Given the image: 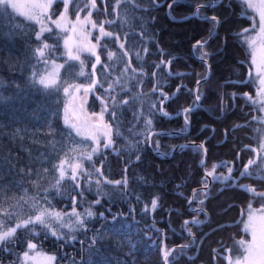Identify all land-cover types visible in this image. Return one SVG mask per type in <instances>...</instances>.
<instances>
[{"label": "trees", "instance_id": "1", "mask_svg": "<svg viewBox=\"0 0 264 264\" xmlns=\"http://www.w3.org/2000/svg\"><path fill=\"white\" fill-rule=\"evenodd\" d=\"M172 0H166L162 6H148L147 0H134V3H124L119 5L116 12L115 0H111L108 6L107 20H115L114 24H107L106 30H114L121 36L126 49L131 46L128 57H123L116 46L114 39H104L110 45V50H114L121 57L119 61H107V49L103 50L102 65L107 63L112 65L107 72L115 81L117 78L121 82H128L129 97L147 92L153 100L159 96V91L151 93L152 83L159 82L161 90L171 95L179 86L180 91L174 98L165 104V110L169 115L182 112L184 107H192L194 97L192 91L198 77L202 78L207 74V66L196 60L191 54V47L197 40L208 39L211 25L198 18L184 20V17L193 12V7L197 3L205 0H179V3L170 11L167 4ZM162 3V0H157ZM230 3V6L228 4ZM139 4L140 7H136ZM127 10L124 17L118 15L121 10ZM245 12L243 3L238 0H225L223 4L213 9H206L203 14H216L221 20L217 35L206 46V50L214 53L210 56L209 79L199 88L202 99L198 108L191 113L190 130L187 136L173 135L171 137L154 136L152 147L156 150L155 141H159V150L169 154L171 150L180 143L204 142L207 148L205 168L221 161L230 162V166L237 169L234 176H239V170L249 158L256 157L257 162L264 157H257L251 148L259 146L262 124L253 121V116H262L259 106L243 97L247 92L256 100V84L249 77L250 63L249 53L241 40L242 29L250 26L248 18H241V13ZM174 16L175 20L170 18ZM154 17V20L152 19ZM19 20L18 18H13ZM20 21V20H19ZM143 23V29L141 27ZM7 24V20L4 21ZM24 23V22H23ZM30 30L31 42L35 45L33 27L24 23ZM35 31V30H34ZM125 33L127 35H125ZM51 34H45L49 36ZM29 36L23 34H10L8 27L0 28V84L3 85L5 97H13L6 104L0 105V184L5 186L6 198L15 201L24 194V188H17L16 184L21 183L20 177H24V187L30 193L36 191L26 175L27 167H38L41 153H47L50 145L45 143L50 139L47 132V121L51 120L57 129H65L64 126V106L69 104L70 108L74 104L80 107L79 95L73 101L71 96H65L63 88L58 92H53L54 99H48L42 92L25 90L20 95H16L28 79L32 69L24 64L26 56L30 54L27 46ZM51 42V41H49ZM159 46V47H158ZM149 51L145 53L143 48ZM163 50V56L161 51ZM137 52L143 60L137 59ZM164 58L173 62L167 67L169 72H180L179 77H170L166 73V68H154V64ZM175 58V59H173ZM89 62L93 57H86ZM131 60L132 66L137 68L135 74L138 79H143V85H137L135 89L132 85L136 81L129 80L133 75L131 70L124 75V67ZM66 59H62L63 64ZM35 63V60L32 61ZM76 64L75 62H69ZM98 66V69L102 68ZM143 65L144 75H139V68ZM41 70L43 65L40 66ZM65 68L60 71L61 80L71 79ZM157 72L156 77L151 73ZM90 72V68H89ZM86 78H77L75 82H81ZM242 82V83H239ZM60 82L58 81V84ZM119 96L126 95L120 91V85H116ZM232 93H237L235 100ZM221 97L227 104V111H221ZM133 107L139 109L140 104L123 106L122 109V129L127 131L131 123H135L133 118ZM147 107L146 105L144 106ZM88 111L98 112L97 105L91 100L87 104ZM50 110L55 111V115L50 114ZM80 117V113H76ZM81 118V117H80ZM106 114V119H108ZM241 125L240 127H236ZM142 125L137 126V130ZM154 130L163 132L175 131L186 128L181 117L167 119L157 113V119L153 124ZM118 144L114 149L106 150L103 157L102 171L110 180H122L128 178V188L123 185H104L113 192L111 199L101 198V204L92 205L96 216L87 221V228L77 233L78 239L75 242L64 244L49 236L42 239V244L38 245V251L46 254L56 255L57 260L51 264H163L160 254V233L156 229H163L165 233L164 244L173 247L179 244L195 243L185 250V255L178 261V264H226L223 258L228 255L224 248L232 249L231 256L236 254L234 244L244 239L246 233L242 230L245 214L249 202L252 208L261 207L262 198L253 197L241 187L233 186L232 182L221 183L212 181L208 189V198L203 207L206 215L201 213L196 216L197 220L203 221L198 225H191L194 236H188L182 223L185 219L191 221L195 213L193 208L198 206V201L204 199L197 190L196 199L187 209V202L191 198L193 189L202 187L201 180L204 173L200 169V160L203 152L197 153L192 147L178 150L171 158L161 159L152 154L147 145L140 151V160H136V153L120 151L116 149L125 143L124 135L115 137ZM78 139V138H77ZM248 146L245 148V146ZM237 152L240 159H237ZM57 157H52L53 162ZM51 168L52 164L49 163ZM254 176L252 178L242 177L236 181L238 185H250L264 190V180L256 178V166H252ZM25 169L21 172L20 169ZM127 168V171L125 169ZM260 175H264V167L259 170ZM50 178V177H49ZM143 178V179H141ZM46 184L47 180L42 181ZM68 183H71L70 181ZM83 183V181H82ZM11 185V190L8 186ZM177 185H180L177 188ZM87 201L96 199L94 192L87 193ZM139 197V200L137 199ZM157 199V208H151V200ZM57 210H71V202L64 201L57 197L54 201ZM87 204L78 207V211L83 212ZM28 210L29 206H24ZM103 212L105 218H101L99 213ZM117 217L116 226L124 225L119 232H111L106 226L111 227L113 217ZM66 231V230H65ZM101 233L96 245L90 250L89 245L93 237ZM80 241H83L81 243ZM26 242L21 239L20 243L8 245L11 249L8 259L0 261V264H13L14 261L22 258ZM63 245V246H61ZM213 249L218 250V258L213 260ZM235 253V254H234ZM48 264V263H47Z\"/></svg>", "mask_w": 264, "mask_h": 264}, {"label": "snow or ice", "instance_id": "2", "mask_svg": "<svg viewBox=\"0 0 264 264\" xmlns=\"http://www.w3.org/2000/svg\"><path fill=\"white\" fill-rule=\"evenodd\" d=\"M122 2L134 3V0H115V7H113L112 11L116 12ZM163 2H166V0H162L160 4L157 3V0H147L148 6H162ZM224 2L225 0H205V2L190 5L193 7V12L184 17L185 20L198 18L211 25L208 39L197 40L193 45L192 53L193 57L198 58L209 69L208 60L214 53L207 51L206 45L217 35L218 25L221 20L216 14L209 16L203 13L206 9L214 10ZM238 2L246 4L249 9L258 14L259 18L258 24L253 20L250 28H244L242 33H238V35H241L255 30V35L246 36L244 42L248 44L251 50L249 77L252 76L251 69H254L260 85V90L257 92L258 99L254 100L247 92L242 95L246 100L258 105L259 111L264 113V0H258L257 3H254L253 0H238ZM109 3H111V0H109ZM178 3L179 0H172L171 3L167 4V8L171 11ZM228 6H230V3ZM21 7L22 5L17 3L16 0H0V28L8 27L10 34L16 33L29 36L27 46L30 54L26 56L24 64L30 67L32 71L26 84L20 87V91L16 95H20L25 90H30L42 92L46 98L54 99L53 92H58L60 87H62L65 96H71L74 101L79 95L81 101L79 109L74 104L71 108L69 104L64 106V126L67 131L57 129L51 120L47 121V132L50 139L45 143L50 145V149L47 153L40 154L38 167L28 166L26 172L29 177L28 182L35 186L36 191L30 193L29 189L24 187V177L21 176V183L16 184V187H23L24 194L13 202L6 198L5 186L0 184V247L4 251H11L8 245L20 243L23 238L28 250L23 252V256L20 259L23 262H27L29 259H35V257H30L29 253L34 252L38 245L42 244L41 237L47 239L51 236L57 241H63L64 244L75 242L78 239L77 233L85 230L87 221L96 216L92 205L101 204V198L111 199L113 197V192L106 189L104 185H123L125 189L128 188V178L126 176L122 180H110L101 167L97 166V163L101 166L103 165L102 158L105 157L106 150L114 149L118 144V140L115 137H120L122 134L124 135L125 143L119 149H116L118 154L120 151L136 153V160H140L141 157L138 153L143 146H152L154 136L168 135V133L156 132L153 124L157 119V113L160 116L171 118L165 110V103L178 94L180 87L178 86L169 95L161 90L159 82H156L151 85L152 94L159 91V96L155 100L147 92L129 97L127 95L129 87L127 81L122 83L120 78L113 81L110 75H105L112 65L107 63L102 65L103 50L107 49V61H113L114 58L119 61L121 57L116 51L110 50V45L104 42V39H114L123 57L129 56L131 46L126 49V45L122 42L120 35H117L114 30H106L105 24H114L115 20L92 19L93 10L99 11L97 9V0H31L27 5V12H20ZM136 7H140V5L136 4ZM9 9L26 16L29 21L39 26V31L33 30L35 41L37 42L35 45L31 42L28 27L22 21L14 20L9 13ZM85 10H87V15L82 18L81 13ZM107 11L108 9L105 8V13ZM69 14L74 15V20H69ZM126 14V9L118 13L121 17L126 16ZM170 18L175 20L174 16H170ZM241 18L252 19L246 12L241 13ZM5 19L7 24L4 23ZM152 19L154 20V17ZM143 23L141 25L142 29ZM53 26L60 33H67V35L62 37L63 55L67 57L63 64L56 63L60 37L56 36ZM93 30H98L99 33L94 37L95 42L92 40ZM45 33L51 35L45 36ZM125 35L127 34L125 33ZM74 36L77 38L75 41H73ZM49 41L52 42L50 43ZM143 51L147 53L149 49L144 47ZM160 51L161 56H163V50ZM81 53H87L90 57H93L94 62H89L82 58ZM136 55L138 60H143L139 52ZM33 60H35V63H32ZM69 62H77L78 68L76 64ZM172 62V60L162 58L159 63L154 64V68L160 69L161 66L167 68ZM89 63L90 72H86L85 69ZM66 64V73L71 79L61 80L60 69L65 68ZM41 65L44 66V70H41ZM100 65H102V68L98 69ZM129 69L133 75L128 77V79L136 81L132 88L135 89L137 85H143L144 80L138 79L135 75L138 69L132 66L131 60L125 65L123 74L127 75ZM139 75L141 77L144 75L143 65L139 68ZM157 75L156 71L151 73L152 77ZM168 75L179 77L183 74L180 72H169ZM77 78L86 79L81 82H75ZM208 79L207 75L196 79V102L202 99L203 94L199 92V88ZM58 81L60 82L59 84ZM117 84L120 85V91L126 93L125 96L121 97L118 95L115 87ZM189 91L191 92L192 90L190 89ZM89 94L95 96L101 105V109L98 113L85 114L84 118L81 119L76 113L77 111L83 112L82 106L87 102ZM236 96L237 93H232L234 100ZM12 99L13 97L4 96L3 85L0 84V105L9 103ZM137 102L140 104V108L133 107L135 123H131L127 127V131L123 132L121 122L123 106L134 105ZM145 105L147 106L146 108L144 107ZM197 106V104H193L192 107H184L182 112H177V116L183 115L185 128L190 124L191 113L197 109ZM70 111L72 113L71 116L69 115ZM221 111H227V104L223 97H221ZM50 114L54 116L55 111L50 110ZM105 114H108V119H106ZM252 120L264 124V115L253 116ZM138 125H142L139 130H137ZM240 126L237 125L236 127ZM257 131L264 133V129H257ZM183 133L184 129H180L178 133H173V135ZM155 143L156 154L158 156H167V153L159 152V141L157 140ZM176 147L179 150H184L187 146L179 145ZM247 147L246 145L245 148ZM174 150L176 149L174 148ZM192 150L197 153L203 152L204 155L208 151L204 142L199 145L193 143ZM251 151L256 153L257 157H264V139L261 140L258 148L253 147ZM52 157H57V161L53 162ZM237 159H240L239 152H237ZM49 163L52 164L51 168L48 167ZM204 163V159L201 158L200 164L203 166ZM229 164L230 162L228 161H222L220 164H213L211 170L205 168L204 178L201 180L202 189L199 192L200 195L204 196V199H200L198 206L192 209L195 216H193L191 221L188 219L184 220V228L188 236H194L189 224L198 225L203 223V221L197 220L196 216L201 213L206 215L205 209L201 207L208 198L209 181L206 178L212 177L214 181H220L225 184L231 181L233 186L243 188L245 192L252 194L253 197L262 198L260 200L262 206L260 209H253L250 201L247 221H241L244 225V231L251 232V241H245L244 239L237 241L244 254L233 259L231 256L232 249L224 248L228 255L223 258L227 264H264V190L250 185L236 184L239 178H252L254 176L252 167L254 165L256 166V178L264 180V175L259 173V170L264 167V158L260 160V163L257 162L256 157L249 158L242 165V170H239L238 177L234 176V172L237 169L229 166ZM217 168H226L227 174L221 172L219 175H215ZM20 171L23 173L25 169L22 168ZM125 171H127V168ZM45 180H47V183H42ZM69 181L71 183H68ZM11 187L9 185L8 189L11 190ZM179 187L180 185H177V188ZM91 192L95 193L96 199L89 202L86 194ZM196 196L197 189H193V197L188 200L189 205L193 203ZM57 197L62 198L64 201H70L71 210H57V206L54 203ZM137 199L139 200V197ZM85 204L88 207H85L83 212L77 210L79 206ZM25 205L29 206L28 210H25ZM157 206V199H152L151 208L155 210ZM99 216L105 218L103 212L99 213ZM116 220L117 217L114 216L112 226H106L108 231L119 232L125 227L124 225L116 226ZM156 231L161 236V247L159 250L163 264H178V261L185 255V250L192 247L195 243L193 240L191 244L185 243L168 247L164 244V230L156 229ZM100 235L101 233L97 232V236L93 237L89 245L90 250L96 245ZM80 242L83 243V241ZM213 253V260H216L218 258V250L213 249ZM37 255L41 254L37 253ZM43 259L48 264H51V262L57 260V256L50 255L43 257ZM13 264H19V260L14 261ZM73 264H75L74 261Z\"/></svg>", "mask_w": 264, "mask_h": 264}, {"label": "rangeland", "instance_id": "3", "mask_svg": "<svg viewBox=\"0 0 264 264\" xmlns=\"http://www.w3.org/2000/svg\"><path fill=\"white\" fill-rule=\"evenodd\" d=\"M16 2L22 5V7L20 9V12H27L28 11L27 5L31 2V0H16ZM253 2L257 3L258 0H253ZM243 5H244L245 12L248 14V16L252 17V19H249L250 26L248 28L251 27V25L253 23V20H255L256 23L258 24V20H259L258 14L255 11H253L252 9H249L246 4H243ZM107 6H108V0H97V9H99V11L93 10L92 19L93 20H107V18H106L107 13H105V8ZM9 13L11 14V16L13 18H18L20 21L32 26L35 31H39V26L37 24H35L34 22L29 21L26 18V16H22V15H20V13L14 11L12 9H9ZM85 15H87V10H85L84 12L81 13V17L83 18V16H85ZM69 20H74V15L69 14ZM106 25L107 24H105V28H106ZM53 28H54V26H53ZM54 32L56 33V36L60 37V39L58 40V43H59L60 47L57 50L58 58L56 59V63L62 64L61 60L62 59H67V57L63 55L64 48H63V39H62V37L64 35H67V33H60L59 30H56L55 28H54ZM45 34H48V33H45ZM98 34H99L98 30H93V37H92L93 42H95L94 37L96 35H98ZM251 35H255V30L250 31L249 33L241 34V40L244 43V45L246 46V48L248 50V53H249V63L250 64H251V50H250L248 44L244 42V40H245L246 36H251ZM76 39L77 38L74 36L73 37V41H75ZM98 51H99V49H98ZM81 55H82V58L90 57L87 53H81ZM90 62H94V59H92ZM75 63H76L77 68H78V63L77 62H75ZM48 67L50 69V65ZM89 68H90V63L86 66V69H85L86 72H89ZM61 69H60V71H61ZM42 70H44V66L42 67ZM251 71H252L251 79L256 84V96L255 97H256V99H258L257 92L260 90L259 78L256 76L254 69H251ZM105 75L109 76L108 73H105ZM98 78H99V76H98ZM111 78H112V76H111ZM112 80H113V78H112ZM82 81H84V80H82ZM115 87H116V85H115ZM90 100L94 104L97 105L98 112L101 109V105H100L99 101L96 100L94 95L89 94V96L87 97V102L84 103L83 106H82L83 107V112L78 111V113H80L81 119L84 118L85 114H91L88 111V108H87V104H88V102ZM79 103H81L80 96H79ZM78 109H79V107H78ZM69 115L70 116L72 115L71 111H70ZM262 115H264V113H262ZM105 117H106V114H105ZM262 127L263 128H261V129H264V124H262ZM260 139L261 140L264 139V133L261 134ZM261 140H260V142H261ZM88 143H90V142H88ZM221 162H219L217 164H220ZM211 168H212V166L209 169L211 170ZM221 172H223L224 174H227L226 168H223V169L217 168V171H216L215 175H219ZM260 208L261 207L253 208V209H260ZM248 211H249V209H247V211H246L244 222L247 221ZM242 230L244 231V225H242ZM245 233H246L247 239L244 238V240L245 241H251V232L249 231V232H245ZM25 247H26L25 250L27 251L28 250L27 249V244L25 245ZM233 248L235 249L234 252H236V254L234 253L235 255L232 256L233 259H235L237 257H241L244 254L242 248L240 247V245L238 243L234 244ZM37 253H40L41 255H37ZM8 254H9V251H4L3 248L0 247V261L8 259L7 257H4L5 255H8ZM29 255H30V257H35V259H29L27 262H23L22 259H20L21 260L20 263H22V264H47L48 262L46 260H44L43 257L50 256L51 254H46V253H42V252H40L38 250H35L34 252H30Z\"/></svg>", "mask_w": 264, "mask_h": 264}, {"label": "water", "instance_id": "4", "mask_svg": "<svg viewBox=\"0 0 264 264\" xmlns=\"http://www.w3.org/2000/svg\"><path fill=\"white\" fill-rule=\"evenodd\" d=\"M185 20V19H184ZM218 28H219V25H218ZM218 30V29H217ZM214 39V38H213ZM213 39H211L210 41H209V43L208 44H210L211 43V41L213 40ZM207 44V45H208ZM194 45V44H193ZM193 45H192V47H191V54L193 53ZM206 45V46H207ZM193 56V55H192ZM196 58V57H195ZM94 59V58H93ZM196 60L197 61H199V62H201L198 58H196ZM166 73H167V75H168V73H169V71H168V69L166 68ZM209 73H210V69L207 67V76L209 77ZM183 74V73H182ZM169 76V75H168ZM170 77H175V76H170ZM196 89H197V85H196V83H195V85L193 86V88H192V95H193V97H194V104H197L198 106H199V104H200V101L199 102H196L195 101V94H196ZM174 98V96L172 97V99ZM171 99V100H172ZM170 101V100H169ZM168 102V101H167ZM166 102V103H167ZM165 103V104H166ZM198 106H197V108H198ZM171 118H168V117H165V118H167V119H176V118H178V117H181L182 118V120H184V117H183V115H179V116H177V114H175V115H169ZM189 130H190V124L186 127V131L183 133V134H180V136H187L188 134H189ZM156 132H163V131H161V130H155ZM179 131L178 130H175V131H169V132H164V133H168V135H162V137H171V136H173V133H178ZM193 143L195 144V145H199L200 143L199 142H186V143H180V144H178V145H176V146H179V145H186L187 146V148L188 147H192L193 146ZM174 147L176 150H174V148L172 149V151L169 153V154H167V156H158L157 154H156V150L151 146V147H149V146H147V148H148V150L152 153V154H154V155H156V156H158V157H160L161 159H169V158H171L179 149H178V147ZM159 152H161L160 150H159ZM161 153H163V152H161ZM203 159H204V162H205V159H206V155H204L203 154ZM200 169H201V171L204 173V165L202 166L201 164H200ZM208 181H209V186L211 185V183H212V181H214L213 180V178L212 177H207L206 178ZM202 189V187L201 188H198L197 190L198 191H200ZM192 197H193V192H192V194H191V198L190 199H192ZM186 206H187V209H189L190 208V205L188 204V202H187V204H186ZM190 221V220H189ZM184 222V221H183ZM182 227H183V229H184V225H183V223H182ZM190 237H192V236H190ZM193 238V240L195 241V239H194V237H192ZM161 260H162V257H161ZM162 263H163V260H162ZM227 264V263H226Z\"/></svg>", "mask_w": 264, "mask_h": 264}]
</instances>
